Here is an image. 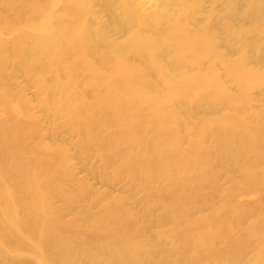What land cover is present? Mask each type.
<instances>
[{
  "label": "bare ground",
  "instance_id": "obj_1",
  "mask_svg": "<svg viewBox=\"0 0 264 264\" xmlns=\"http://www.w3.org/2000/svg\"><path fill=\"white\" fill-rule=\"evenodd\" d=\"M0 264H264V0H0Z\"/></svg>",
  "mask_w": 264,
  "mask_h": 264
},
{
  "label": "rangeland",
  "instance_id": "obj_2",
  "mask_svg": "<svg viewBox=\"0 0 264 264\" xmlns=\"http://www.w3.org/2000/svg\"><path fill=\"white\" fill-rule=\"evenodd\" d=\"M99 185V184H98Z\"/></svg>",
  "mask_w": 264,
  "mask_h": 264
}]
</instances>
